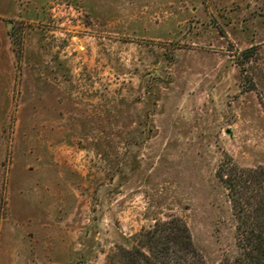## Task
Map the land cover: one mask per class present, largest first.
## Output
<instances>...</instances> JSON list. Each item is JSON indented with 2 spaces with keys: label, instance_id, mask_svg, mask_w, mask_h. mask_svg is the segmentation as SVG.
Segmentation results:
<instances>
[{
  "label": "rangeland",
  "instance_id": "1",
  "mask_svg": "<svg viewBox=\"0 0 264 264\" xmlns=\"http://www.w3.org/2000/svg\"><path fill=\"white\" fill-rule=\"evenodd\" d=\"M226 154L264 165V0H0V264H106L172 217L234 264Z\"/></svg>",
  "mask_w": 264,
  "mask_h": 264
},
{
  "label": "trees",
  "instance_id": "2",
  "mask_svg": "<svg viewBox=\"0 0 264 264\" xmlns=\"http://www.w3.org/2000/svg\"><path fill=\"white\" fill-rule=\"evenodd\" d=\"M216 178L227 191L236 220L234 264H264V165L241 167L226 154ZM106 264H206L186 222L158 221L140 231L130 248L118 247Z\"/></svg>",
  "mask_w": 264,
  "mask_h": 264
}]
</instances>
